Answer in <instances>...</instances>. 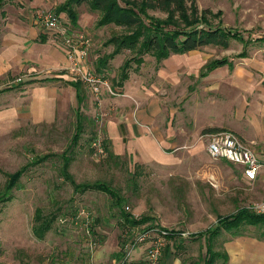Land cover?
Listing matches in <instances>:
<instances>
[{
    "label": "rangeland",
    "instance_id": "1",
    "mask_svg": "<svg viewBox=\"0 0 264 264\" xmlns=\"http://www.w3.org/2000/svg\"><path fill=\"white\" fill-rule=\"evenodd\" d=\"M20 1L23 0H9L7 10L4 5L2 10L6 14L0 16V29L6 25L4 18L20 13L17 8ZM65 1L40 0L41 4L32 13L37 17L42 11L57 12L56 8ZM196 1L197 17L202 16L203 9L212 11L204 14L208 23L200 21L198 27L220 25L230 29L233 36L227 38L228 44L212 43L183 54H171L163 60L150 53L143 54L140 64L131 63L129 78L122 85L123 95L114 96L106 91L98 100L86 89L80 105L85 116L84 129L78 144L68 153L72 158L69 172L77 183H108L124 198L122 207L126 211L136 218H146L143 224L135 225L136 229L154 226L176 233L175 237L164 240L162 264H203L207 241L201 231L214 224L219 215L233 213L262 200L264 195L258 183L252 185L245 181L237 165L209 155L206 150L208 135L219 129L197 125L196 119L186 115L182 101L190 95L200 68L208 61L228 56L245 68L252 67L248 64L251 60L261 61L257 58L262 56L261 51L264 52V0ZM75 10L77 25L65 12L57 13L65 25L90 36L94 43L91 59L96 68L98 57L114 50L106 41L125 30L113 23L99 26V12L91 10L86 2L75 6ZM148 13L160 18L168 16L162 10L149 9ZM188 14L191 16L190 11ZM241 54L247 57L242 58ZM133 56L129 49H122L109 60L103 75L114 86L121 87L117 85L121 71ZM23 78L18 79L19 83ZM113 96L117 99H108ZM125 97L131 98L140 111L155 112L156 123L169 128L179 148L170 152L167 164L141 163L128 153L109 156L105 141L111 151L112 147L103 123L112 117V105ZM105 99L113 104H105ZM78 106L76 101L69 104L53 123H35L29 118L22 125L0 129V189L8 173L27 166L12 191L14 198L0 203V264H115L123 244L132 237V227L125 224L119 207L113 205L108 193L76 191L63 177V154L77 130ZM152 121L154 118L150 123ZM145 126L149 129L151 125ZM98 136L104 143V156L97 154L92 146ZM47 154L53 155L34 164ZM37 208L47 214H57L52 229L42 239L33 231ZM86 213L91 220L89 233ZM241 231L245 236L264 241V222L247 223L241 226ZM233 236L223 229L213 237L216 253L213 264H228L225 244ZM139 252L136 251L137 255Z\"/></svg>",
    "mask_w": 264,
    "mask_h": 264
},
{
    "label": "crops",
    "instance_id": "2",
    "mask_svg": "<svg viewBox=\"0 0 264 264\" xmlns=\"http://www.w3.org/2000/svg\"><path fill=\"white\" fill-rule=\"evenodd\" d=\"M20 2L19 15L4 18L6 25L0 29V129L22 125L29 118L35 123H53L69 104L76 101L79 105L75 83L81 81L67 69L69 59L61 36L35 23L32 10L41 4L40 0ZM260 54L257 59L261 61L251 60L249 68L227 56L228 63L206 71L208 61L200 68L190 95L182 101L186 115L196 119L197 125L234 133L264 164V52ZM241 57L246 58L247 54ZM22 77L25 78L19 83ZM81 84L83 93L87 89L91 94L87 86ZM120 89L123 92L124 87ZM119 100L114 105L105 99V104H113L112 117L103 123L112 152L133 154L141 163L167 164L170 152L179 148L169 128L156 123L155 112L146 114L144 109L135 108L131 98ZM151 118H154L152 123ZM146 124H150L151 129ZM242 175L245 181L252 185L258 183L259 189L264 191V166L253 182ZM263 198L264 195L260 199ZM202 237L206 240L207 234ZM225 248L228 264H264V241L255 237L233 236Z\"/></svg>",
    "mask_w": 264,
    "mask_h": 264
},
{
    "label": "trees",
    "instance_id": "3",
    "mask_svg": "<svg viewBox=\"0 0 264 264\" xmlns=\"http://www.w3.org/2000/svg\"><path fill=\"white\" fill-rule=\"evenodd\" d=\"M8 1L9 0H0V16H5V10H2V8ZM84 2L89 5L91 10L99 12V26L113 23L121 26L125 30V32L113 35L106 41V44H112L114 46V50L108 55L98 57L95 68L98 73L103 75V71L108 65L109 60L122 49H129L134 53V56L125 62L120 79H118L117 82L118 86H122L124 81L129 78L131 63L135 62L140 64L143 54L150 53L158 60H163L168 58L171 54L196 50L212 43L227 45V38L233 36L230 29L223 28L220 25L216 27L209 25H206V27L205 25L204 27H198L200 21H205L206 16L204 14L211 13L212 11L210 9H203L202 16L197 17L196 15L199 8L196 0H66L59 5L56 10L58 13L65 12L72 23L77 25L78 13L75 10V6ZM149 9L165 11L168 16L167 18H160L151 15L148 13ZM189 11L191 12V16L188 14ZM205 22L208 23L207 21ZM228 62V57L211 60L206 65V71H210ZM75 85L79 91L77 130L72 137L69 148L63 154V177L74 185L76 191L85 192L88 190H99L108 193L113 199V205L119 207L121 217L126 225L135 227V225L143 224L146 218H136L132 213L126 211L124 207H122L124 198L119 191L111 185L104 181L77 183L71 172H69L72 158L68 153L73 146L78 144L81 138L85 118L80 107L85 99L84 90L81 82H76ZM105 145L106 150L109 152V156L113 155L107 141H105ZM52 155H44L34 161V164H39ZM26 168L27 166H24L15 172L8 173V179L3 189H0V203H6L14 198L12 191L17 186ZM134 174H136V171ZM56 218V213L47 214L43 212L42 208L36 209L33 231L37 238L42 239L45 234L52 229ZM263 222L264 214H256L245 206L238 208L235 212L228 215H219L217 221L201 233V235L207 234V252L203 264H213L215 261L214 257L216 253L213 251L212 242L213 237L218 235L219 231L227 229L234 236L242 235V225L247 223L256 225ZM175 234L176 233H173L168 237L173 238ZM227 259L228 255L225 254V260Z\"/></svg>",
    "mask_w": 264,
    "mask_h": 264
},
{
    "label": "built area",
    "instance_id": "4",
    "mask_svg": "<svg viewBox=\"0 0 264 264\" xmlns=\"http://www.w3.org/2000/svg\"><path fill=\"white\" fill-rule=\"evenodd\" d=\"M35 23L61 36L69 59L67 69L87 86L93 97L100 100L106 91L111 95H123L120 87L114 86L104 75L98 73L91 63L90 51L93 43L90 36L87 35V37L86 33L65 25L60 14L54 10L39 13L35 17ZM92 146L97 154L106 155L100 136L95 138ZM207 150L214 159H225L229 163L240 166L244 176L252 182L258 178L264 166L258 155L230 131L221 130L208 135ZM245 207L256 214H264V199ZM83 213L84 211L81 212ZM90 222L89 215L86 213L88 233ZM130 232L132 237L123 244L120 258L115 264H162L164 240L172 233L167 229L154 226L142 229L132 227ZM137 250L140 251L138 255Z\"/></svg>",
    "mask_w": 264,
    "mask_h": 264
}]
</instances>
